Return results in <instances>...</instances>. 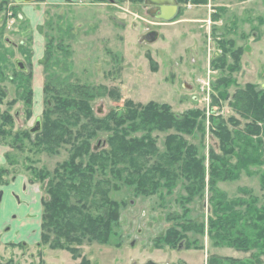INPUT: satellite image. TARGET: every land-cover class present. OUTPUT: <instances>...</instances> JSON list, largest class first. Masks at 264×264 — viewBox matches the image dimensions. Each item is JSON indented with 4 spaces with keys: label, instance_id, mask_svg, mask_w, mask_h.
I'll use <instances>...</instances> for the list:
<instances>
[{
    "label": "rangeland",
    "instance_id": "374dc122",
    "mask_svg": "<svg viewBox=\"0 0 264 264\" xmlns=\"http://www.w3.org/2000/svg\"><path fill=\"white\" fill-rule=\"evenodd\" d=\"M17 4L18 16H3L6 25L0 23L5 25H0V116L5 113L12 116L11 128L0 139V168L6 171L3 183L12 175L26 178L30 187L28 207L37 202V209H26L32 213L28 222L37 226V235L32 231L15 242L0 241V261L145 264L150 260L159 264H209L217 258L220 261L216 260L215 264L239 261L264 264V248L252 245L254 229L246 225L247 220L253 219L248 218L246 202L254 198L258 210L264 204L261 179L264 163L249 164L232 179L215 183L225 196V200L218 196L216 199L223 203L242 202L234 209L237 216L228 239L236 238L245 229L244 233L248 231L251 238L247 249L229 245L228 240L217 237L218 242L208 234V219L223 213L213 212L208 185L212 161L209 150L221 153L213 134L215 123L223 121L231 133L236 129L245 131L251 119L233 107L234 93L247 85L255 89L264 85V0L178 3V12L171 21L152 17L144 0H32ZM151 30L157 31L158 37L152 42L140 41ZM16 59L24 62L26 70L17 69ZM224 82H228L227 87ZM79 85L92 91L90 103L100 118L111 111L125 113L127 100L142 105L149 101L165 103L177 115L188 110L201 113L198 121L203 136L198 132L195 137H182L194 144L204 159L205 186L202 194L187 202L188 192L182 181H176L168 189L163 176L150 172L146 185L148 189L156 188L141 194L134 191L140 179L137 175L129 177L127 171L117 175L112 172L110 162L103 172L96 168L92 184L105 187L108 197L120 204L119 221L107 243L84 239L78 246L71 245L77 248L72 254L42 244L41 225L49 181H56L54 170L70 158L73 141H67L69 135L65 130L63 140L55 145L54 151H48L46 147H32L26 139L18 148L13 135L24 129L31 131L36 120H42L46 104L53 102L54 96L76 97L73 89ZM50 117L56 119V114ZM231 119L238 121V125L230 122ZM85 122L83 119L73 125L71 120L65 125L71 139ZM169 133L175 132L150 133L157 154L166 152L165 138ZM144 135L145 131L136 130L130 137ZM19 137L17 134V140ZM107 137V132L100 131L92 146L98 149V142L102 145L105 141L98 151L109 152ZM260 138L262 148L258 153L260 162H264V135ZM156 161V156H150L147 166ZM80 162L86 168L88 157ZM129 181L131 186L127 184ZM72 195L73 192L70 201L74 200ZM98 205L99 196L91 195L84 209L95 216L102 211ZM229 214L226 211L224 216ZM186 219L202 223L203 234L187 231V240L174 248L157 241L169 227Z\"/></svg>",
    "mask_w": 264,
    "mask_h": 264
},
{
    "label": "trees",
    "instance_id": "16d2710c",
    "mask_svg": "<svg viewBox=\"0 0 264 264\" xmlns=\"http://www.w3.org/2000/svg\"><path fill=\"white\" fill-rule=\"evenodd\" d=\"M187 1L205 2V0H177L178 3ZM223 85L227 87L228 82H224ZM73 90L77 94L76 97L57 95L53 97V102H47L42 120L40 119L39 131L32 134L29 129H24L13 135L14 145L16 146V142L19 143L18 148L23 145V139H26L32 147L42 149L46 147V150L54 151L53 148L63 140L66 130L69 135L67 141H73L74 144L70 158L54 170L56 181H49L48 200L43 203L42 244H48L50 249H66L74 254L77 248L71 245L78 246L84 239L99 243L108 242L119 221L120 204L108 197V190L105 187L98 183L93 185L91 181L96 168L103 172L108 162L115 174L121 175L122 171H127L129 177L137 175L138 179L140 178L134 186V191L137 193L148 194L155 190L156 187L148 189L146 185L147 175L151 172L163 176L168 189L176 181L184 182L183 187L188 192L187 202H190L196 194H202L205 186L204 159L199 155L197 147L182 137V135L195 137L198 132L203 136V127L198 121L201 113L188 110L182 115H177L165 103L149 101L146 105H142L127 100L124 103L125 113L111 111L100 118L94 114L90 103L93 98L92 91L83 85ZM233 98V107L245 118H250L251 124L245 131L236 129L231 133L223 121L217 120L215 123L213 134L218 140L221 153H216L212 148L209 150L212 161L209 166L208 185L213 212L217 210L223 213L208 219V234L218 242L220 238L228 240L229 245L247 249L251 238L248 231H246L248 234L244 233L245 229L239 231V236L236 238L228 239L235 226L233 223L237 212L234 209H237L236 206L242 202L231 200L223 203L222 200L216 199L218 196L225 200V196L216 188L215 183L232 179L249 164L255 166L264 163L263 160L260 162L258 153L262 148L260 136L264 135V89H255L253 85H247L244 89L236 91ZM54 113L56 119H51L50 116ZM27 116L30 117V113H27ZM83 119L86 122L79 127L75 137L71 139V134L65 129V125L71 120L74 121L73 125H77ZM233 120L231 119L230 122L238 125V121ZM11 125L12 116L7 113L2 114L1 140L8 133L6 129L11 128ZM136 130L145 131L146 135L139 138L130 137L131 132ZM154 130L175 132L169 133L165 138V153L157 154L154 139L150 137V133ZM100 131L107 132L106 143L109 152H105L104 149L98 151L104 146L105 141L102 145L100 141L98 142V149L92 146V140L96 139ZM17 134L20 135L18 140L21 141L17 140ZM153 155L157 157V161L147 166L150 156ZM85 157H88L86 168L80 162ZM119 165L124 167L117 168ZM5 173L6 171L0 168V183H3ZM261 179L264 184V173ZM127 184L131 186V181ZM71 192H73V201H70ZM91 195L99 196L98 207L102 209L95 216L86 213L88 209H84ZM256 203L254 198L249 203L246 202L248 218L253 217L252 221L247 220L246 225L253 226L254 229L255 239L252 245L264 248V204L258 210L255 207ZM226 211L230 214L225 217ZM177 226L169 227L157 241L174 248L181 241L187 240L185 232L193 231L200 235L204 232L202 223L198 224L189 219L178 223ZM185 244L187 246V243ZM216 260L219 259L214 258L209 264H215ZM0 264L7 263L0 261ZM237 264L244 263L239 261Z\"/></svg>",
    "mask_w": 264,
    "mask_h": 264
},
{
    "label": "crops",
    "instance_id": "0c3cea01",
    "mask_svg": "<svg viewBox=\"0 0 264 264\" xmlns=\"http://www.w3.org/2000/svg\"><path fill=\"white\" fill-rule=\"evenodd\" d=\"M29 188L26 178L21 175H12L0 183V241L15 242L32 231L37 235V226H30L28 222L32 213H27L26 209H37V202L28 207Z\"/></svg>",
    "mask_w": 264,
    "mask_h": 264
},
{
    "label": "water",
    "instance_id": "95a60500",
    "mask_svg": "<svg viewBox=\"0 0 264 264\" xmlns=\"http://www.w3.org/2000/svg\"><path fill=\"white\" fill-rule=\"evenodd\" d=\"M18 2L32 1V0H16ZM145 5H149L148 12L152 17L158 18L163 21H171L174 19L178 12V2L177 0H144ZM158 37V33L155 30L148 31L140 37V41L152 42ZM17 69L24 71L26 66L23 61L16 59L15 60ZM264 89V85H263ZM40 129V120L37 119L35 126L31 129L33 133L39 131ZM145 264H159L153 261H147ZM162 264V263H160Z\"/></svg>",
    "mask_w": 264,
    "mask_h": 264
},
{
    "label": "flooded vegetation",
    "instance_id": "af4514ba",
    "mask_svg": "<svg viewBox=\"0 0 264 264\" xmlns=\"http://www.w3.org/2000/svg\"><path fill=\"white\" fill-rule=\"evenodd\" d=\"M18 1L14 0V1H8V0H0V23H6L5 19L3 20V16H7L10 15L11 17L14 16H18V14H16V8H17V4ZM4 13V14H3ZM8 19V18H7ZM3 25V24H0ZM6 25V24H5ZM5 25H3L2 27H4ZM263 88V86H262ZM16 115H18V113H16Z\"/></svg>",
    "mask_w": 264,
    "mask_h": 264
}]
</instances>
